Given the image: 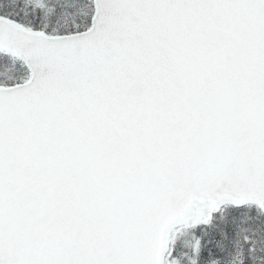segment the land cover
Returning <instances> with one entry per match:
<instances>
[{
  "label": "snow or ice",
  "instance_id": "6c2138e0",
  "mask_svg": "<svg viewBox=\"0 0 264 264\" xmlns=\"http://www.w3.org/2000/svg\"><path fill=\"white\" fill-rule=\"evenodd\" d=\"M0 264H264V0H0Z\"/></svg>",
  "mask_w": 264,
  "mask_h": 264
}]
</instances>
